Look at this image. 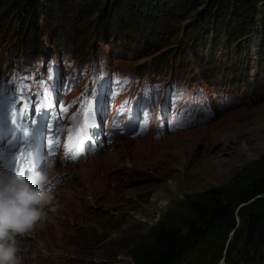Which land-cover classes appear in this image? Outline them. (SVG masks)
Returning <instances> with one entry per match:
<instances>
[{
	"label": "rangeland",
	"instance_id": "374dc122",
	"mask_svg": "<svg viewBox=\"0 0 264 264\" xmlns=\"http://www.w3.org/2000/svg\"><path fill=\"white\" fill-rule=\"evenodd\" d=\"M212 4L0 0V121L13 124L19 113L48 122L51 114L60 118L63 101V127L96 114L104 143L70 163L61 149L54 151L44 170L54 201L46 217L17 238L23 264H140V247L159 229L187 230L195 219L190 204L202 194L219 190L230 197L264 179L260 151L234 159L215 179L196 175L189 164L199 160L203 144L172 143L224 124L229 114L264 115V3L239 11L235 3L228 10ZM236 11L246 22L253 19V32L240 38L230 29ZM102 119L110 121V135ZM78 126L84 146L89 125ZM138 130L146 133H128ZM170 202L168 210H157ZM231 238L222 253L210 244L201 256L209 264H222L225 256L226 264Z\"/></svg>",
	"mask_w": 264,
	"mask_h": 264
},
{
	"label": "trees",
	"instance_id": "16d2710c",
	"mask_svg": "<svg viewBox=\"0 0 264 264\" xmlns=\"http://www.w3.org/2000/svg\"><path fill=\"white\" fill-rule=\"evenodd\" d=\"M181 1L196 9L205 0ZM212 2L211 6L220 3V10H228L235 3L234 8L239 11L251 4L264 3V0ZM246 20L244 12H241L236 14L234 24H230L232 35L236 38L253 32V19ZM190 208L195 219L188 222L187 230L183 231L181 227L159 229L150 242L140 247V264H209L207 261L210 259L201 256L205 246L212 244V250L218 247L222 253L232 232L226 264H238L236 257L244 260L254 258L264 264V179L249 183L238 194L230 197L219 190L204 193L200 201L191 202Z\"/></svg>",
	"mask_w": 264,
	"mask_h": 264
},
{
	"label": "clouds",
	"instance_id": "9594fccd",
	"mask_svg": "<svg viewBox=\"0 0 264 264\" xmlns=\"http://www.w3.org/2000/svg\"><path fill=\"white\" fill-rule=\"evenodd\" d=\"M25 171L20 176L16 168H0V264H23L17 238L30 233L54 201L47 173Z\"/></svg>",
	"mask_w": 264,
	"mask_h": 264
},
{
	"label": "bare ground",
	"instance_id": "6f19581e",
	"mask_svg": "<svg viewBox=\"0 0 264 264\" xmlns=\"http://www.w3.org/2000/svg\"><path fill=\"white\" fill-rule=\"evenodd\" d=\"M231 115L226 116L227 120L224 124H212L197 128L186 132L188 134L181 140L172 142L180 148H193L198 142L203 144L204 148L199 160L193 163L189 162L196 175L205 174V177L215 178L218 176L219 170L225 166L234 165V159L242 160L246 156H256L259 151L264 153V115L253 118V120L249 116L235 119ZM139 120L137 123H140ZM255 152L257 153L255 154ZM174 203H176L175 200ZM156 206L157 210H168L173 205L170 202ZM153 213L147 211L143 214Z\"/></svg>",
	"mask_w": 264,
	"mask_h": 264
},
{
	"label": "snow or ice",
	"instance_id": "6c2138e0",
	"mask_svg": "<svg viewBox=\"0 0 264 264\" xmlns=\"http://www.w3.org/2000/svg\"><path fill=\"white\" fill-rule=\"evenodd\" d=\"M88 111H91V105L89 104L87 106ZM87 115V113H86ZM83 144H84V140H83V136L82 135H78L75 142L70 144L68 147V152L71 154V158L72 159H77L79 157V155L82 153L83 151ZM17 170V174L20 176H23L25 174V169L23 167V165H21Z\"/></svg>",
	"mask_w": 264,
	"mask_h": 264
},
{
	"label": "water",
	"instance_id": "95a60500",
	"mask_svg": "<svg viewBox=\"0 0 264 264\" xmlns=\"http://www.w3.org/2000/svg\"><path fill=\"white\" fill-rule=\"evenodd\" d=\"M252 200H254V199H252ZM233 234V232L231 233V235ZM224 259H225V256L223 257V263L222 264H224Z\"/></svg>",
	"mask_w": 264,
	"mask_h": 264
}]
</instances>
